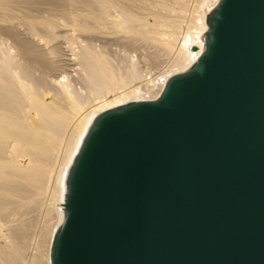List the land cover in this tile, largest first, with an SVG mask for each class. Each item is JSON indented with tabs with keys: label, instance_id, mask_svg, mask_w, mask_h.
<instances>
[{
	"label": "water",
	"instance_id": "water-1",
	"mask_svg": "<svg viewBox=\"0 0 264 264\" xmlns=\"http://www.w3.org/2000/svg\"><path fill=\"white\" fill-rule=\"evenodd\" d=\"M154 99L99 112L50 264H264V0H219Z\"/></svg>",
	"mask_w": 264,
	"mask_h": 264
},
{
	"label": "rangeland",
	"instance_id": "rangeland-1",
	"mask_svg": "<svg viewBox=\"0 0 264 264\" xmlns=\"http://www.w3.org/2000/svg\"><path fill=\"white\" fill-rule=\"evenodd\" d=\"M15 1L0 0V85L15 89L30 114L56 110L59 122L46 131L51 142L36 157L21 158L11 143L0 160V264H50L53 230L61 223L60 179L85 116L156 98L166 75L189 69L186 49H199L188 42L201 39L203 14L214 0H64L50 7ZM16 39L30 42L34 56L55 61V69L25 76L28 64ZM15 152L16 165L8 161Z\"/></svg>",
	"mask_w": 264,
	"mask_h": 264
},
{
	"label": "bare ground",
	"instance_id": "bare-ground-1",
	"mask_svg": "<svg viewBox=\"0 0 264 264\" xmlns=\"http://www.w3.org/2000/svg\"><path fill=\"white\" fill-rule=\"evenodd\" d=\"M3 1L8 2V3L18 2L15 0H3ZM67 1H68L67 4H69V5H74L75 2H82L85 4L88 3V0H67ZM218 1L219 0H214L211 4L210 9L206 12V14L205 13L203 14L204 27L201 26L202 27L200 30L201 31L200 34H202L201 39L199 41H197V39H196L197 36H196V37L190 38V40L188 42V46H189V43L194 44V46L199 49L198 52H191L190 50L186 49L188 51V52L186 51V55L188 57L191 56L190 57V65H192L197 60V58L199 57V55L203 51V48H204V36L203 35L208 29V26L206 23V17H207V14L209 13V11H211L216 6ZM32 2L35 4H46V5H49V7H50L51 5L56 6L58 4L64 3L65 1L64 0H32ZM64 4H66V3H64ZM90 5H91V2H90ZM106 5H109V4H106ZM110 5H113V2ZM67 15H69V14L67 13ZM15 43L17 44V46L19 48V52L21 53V55L24 56L26 63L28 64V67L25 70V74H26L25 76L30 77L33 74V72L38 71V70L41 72L40 74L42 75L44 73L46 74L49 71L52 72L55 69V66H56L55 61H51L44 56H34L33 55V53L30 51L32 48V45L30 44V42L29 43H27L25 41L19 42L16 39ZM170 75H172V74L170 73ZM170 75H166L162 79L163 84H164L165 80ZM33 78H34V76H33ZM3 79H5V77H3L2 80ZM33 81L37 85H43V83H44V80L41 77H36L33 79ZM61 81H65V80H61ZM0 84H2V83L0 82ZM5 85H7V84H5ZM5 85H3V86L0 85V160L4 159L3 155L6 152L5 148L7 147V145H10L11 143H16L20 147V149H21L20 157L21 158L25 159L26 157H36L38 154L37 150L38 149L44 150L45 146L51 142L50 137H48V134L46 133V131H53L54 130V128L56 126L55 125L56 122H59V120H57V118H55L56 117L55 115H56V113L58 114V112H56V110L52 111V113L55 114L54 115L55 117H54L53 114L50 115L51 113H49L47 111L48 109H46V112H47L46 113L44 111V109H42V107H38V108H35L32 111V113L30 114V111H28L29 108H25L26 104H24L25 103L24 100L21 99V98H23V96H20L21 97L20 99L22 101L17 100L18 98L16 96L17 93L15 92V89L11 90V89L7 88L8 85L7 86H5ZM9 87H10V85H9ZM161 87H163V85H161ZM152 99H154V98H152ZM134 100H140V99H134ZM119 104H122V103H118L115 105H119ZM115 105H112L110 107H113ZM110 107H107V108H110ZM107 108H105V109H107ZM103 110L104 109H102V110L99 109V111H92V112H90V114L88 116L86 115L84 118L85 120H84L83 130H82L79 138H76L74 143H73L74 151L72 152L71 155L69 154L68 160L66 161L65 169H64L62 177L60 179L61 180V182H60L61 186L60 187L62 190L61 191L62 200H63V196H64V192H65V177L67 174V169H68V167H69V165L73 159L74 154L76 153V151H77V149L81 143V140L83 138V135L85 134V131H86L88 125L91 123L92 119L99 112H101ZM51 116H53L54 118ZM16 154H18V153L17 152H15V154L13 153L12 154L13 157L10 160H8V161H10V163H14L15 165L17 163L16 162L17 160H15ZM23 168H29V167H23ZM34 168H36V167H34ZM20 169H18V170H20ZM20 171L23 172V170H20ZM26 175H28V174H26ZM9 176H13V174L9 175ZM9 176L7 178H9ZM1 178H3V177H1ZM3 192H4V190H3ZM62 202L63 201H61V206L59 207L61 221L63 220ZM53 232H54V230H53ZM49 263H50V261H49Z\"/></svg>",
	"mask_w": 264,
	"mask_h": 264
}]
</instances>
